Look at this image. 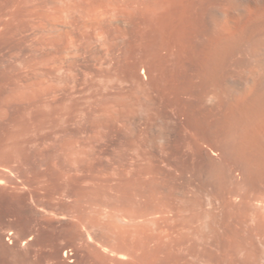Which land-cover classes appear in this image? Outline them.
<instances>
[{"label": "rangeland", "instance_id": "374dc122", "mask_svg": "<svg viewBox=\"0 0 264 264\" xmlns=\"http://www.w3.org/2000/svg\"><path fill=\"white\" fill-rule=\"evenodd\" d=\"M210 1L0 0V246L11 250L2 255L7 261L264 264L261 157L237 153L231 143L238 135L230 143L210 135L199 144L201 156L184 148L178 130L188 125L194 94L184 105L157 100L147 108L152 78H209L206 65V73H198L205 64L200 54L225 0ZM76 19L106 20L105 31L88 23L81 34ZM51 33L55 41L47 40ZM140 33L148 39H137ZM71 37L81 43L78 54L61 52ZM60 53L65 63L58 68L51 61ZM160 55L167 70L160 69ZM223 70L217 78H224ZM255 159L261 167L251 164Z\"/></svg>", "mask_w": 264, "mask_h": 264}, {"label": "bare ground", "instance_id": "6f19581e", "mask_svg": "<svg viewBox=\"0 0 264 264\" xmlns=\"http://www.w3.org/2000/svg\"><path fill=\"white\" fill-rule=\"evenodd\" d=\"M210 1V0H209ZM68 4L70 3V1H65L64 4ZM212 2V1H210ZM212 4V3H211ZM215 4V3H214ZM219 4V3H218ZM217 5V4H216ZM214 5V6H216ZM207 6V5H206ZM211 6V5H209ZM207 6V7H209ZM68 7V6H67ZM203 7V6H202ZM205 8V6H204ZM212 8V7H211ZM221 7H219L220 9ZM218 9V10H219ZM222 9V11H221ZM220 9L219 13L222 12V16L221 18H219V16H213L214 19L212 20V18H209L213 21V26H212V30L210 33V35L208 34L207 37H209V40L208 38L206 39L207 40V43H206V46L208 45V49L205 48L203 49L202 51L199 49L198 51L200 52H203L201 53L200 55L203 57H201L202 60V64L205 62L204 65H201L202 68H204L203 70H199L198 73L200 72V74L203 72L204 74L206 72L207 76L209 78H199V75L198 78L195 75V73L193 72L192 76L196 77L198 80L196 81L195 79L193 80L192 78H184L186 80H184L183 78V81L184 82H181L183 84H179L180 80H178L177 78H152L151 79V82L148 83L150 84L148 87H150L148 91H152V93H147L146 94V97H148L149 101L147 100V103H148V106L147 108H150V109H154V105H156V103L159 101V104H161V106H163L162 104H165L167 105V107L170 105H174V104H178V103H184V97L186 96L187 99H188V94H190L191 96L194 94V98L197 99V103L194 105V103H192L195 99H189V102L190 103V100H192V114L191 116L189 117L187 115V119L189 117V119L187 121L188 122V125H185V128L184 127H181L179 131L178 130V133L179 134V143H181L184 148L188 149V150H192L196 153L193 152V156H198V153H199V156L200 155V152L202 153L203 151L201 150L200 151V145L201 143H203L202 141L204 139H208V141L210 142L211 141V136L213 138L214 136V140H216L215 142L218 141V139H221V137L223 139H225L224 141H228L230 143L231 139L230 137H234L235 135H238L239 137V141L235 143L236 139L235 140H232L233 142L231 144L234 143L235 147L234 149H237V146H238V149L240 148L241 150L244 149V151L242 150V152L239 150H237V153H242L245 152L246 154V151H248V153L252 152L250 155L247 153V155H249L250 157L253 156L256 157V156H260V160H258L259 162H261V164H263L264 162V0H225L224 1V4H223V7ZM208 10V9H207ZM206 10V11H207ZM215 11V9H213ZM212 10V11H213ZM210 11V10H209ZM211 12V11H210ZM213 13V12H212ZM217 13V12H216ZM211 14V13H210ZM217 15V14H216ZM83 17V16H82ZM219 18V19H218ZM105 20V19H104ZM74 21V20H73ZM78 21V22H76ZM74 21V24L76 27H78V30L81 32L82 34V30H84V26H87L86 24H88V26H90L92 29H95L96 30H100V32H103V25H102V22L105 23V21H102V22H98L100 21V19L96 20V22H85L84 24L81 22V20H77ZM84 21V20H83ZM210 21V20H209ZM208 21V22H209ZM68 23L70 21H67ZM72 20H71V22ZM81 23V24H80ZM103 23V24H104ZM107 23V22H106ZM66 24V23H65ZM56 26V24H54ZM52 25V32L54 31V29H56V27ZM105 25V24H104ZM55 28H54V27ZM87 26V28H88ZM210 25H207V27H209ZM103 27V28H102ZM206 27V25H205ZM201 28V27H200ZM199 28V29H200ZM210 28V27H209ZM86 29V28H85ZM202 29V28H201ZM102 30V31H101ZM210 30V29H209ZM60 31V30H59ZM105 31V30H104ZM205 31V30H204ZM99 32V31H98ZM97 32V34H98ZM144 32V31H143ZM142 32V33H143ZM148 31H146L147 33ZM172 32V31H171ZM206 32V31H205ZM68 33V32H67ZM64 34V35H67ZM145 33V32H144ZM143 33V34H144ZM149 33V32H148ZM152 33V32H150ZM196 33V32H195ZM200 33V32H198ZM208 33V32H207ZM61 34V33H60ZM63 34V32H62ZM154 34V32H153ZM171 34V33H170ZM197 34V33H196ZM68 35H70L68 33ZM66 36V37H69V36ZM141 35V38H137V39H143L144 36H142V34L140 33ZM139 35V36H140ZM156 34H154L155 36ZM198 35V34H197ZM201 35V33H200ZM202 35L204 36V34L202 33ZM83 36V35H82ZM149 36H146L145 38H147ZM152 37V36H150ZM49 38V39H48ZM47 38V40L49 41H55L57 39V36L53 35L52 33L50 34V36ZM144 38V39H145ZM155 38V37H153ZM205 38V37H204ZM69 40H67V42L65 43L63 49H62V53L63 52H66L68 53V50L70 49L71 51H73L75 54H78L79 50L81 49V43H79L78 40H76L75 38L71 37V38H68ZM143 39V40H144ZM148 39V38H147ZM150 40H153V39H150ZM141 42L137 44V45H141L143 44L142 43V40H140ZM205 40H203L204 42ZM209 41V42H208ZM206 42V41H205ZM202 43L201 47H203V44ZM149 43V41H148ZM151 43V42H150ZM135 44V45H136ZM147 44V42H146ZM145 43L144 45L147 46ZM136 45V46H137ZM135 46V47H136ZM149 46V45H148ZM147 46V48H148ZM205 46V45H204ZM134 47V46H133ZM141 47V46H140ZM140 47H137V48H140ZM200 47V48H201ZM130 48L132 49V47L130 46ZM141 48H144L143 45ZM140 48V49H141ZM135 49V48H134ZM155 48H153V51H154ZM136 50V49H135ZM143 50V49H142ZM149 50H151L152 52V49L149 48ZM148 50V51H149ZM132 51V50H131ZM146 51V49H145ZM144 51V52H145ZM147 51V52H148ZM158 50L156 49L155 52H157ZM196 51V52H198ZM150 51L148 53H151ZM206 52V53H205ZM137 53V52H136ZM139 53V52H138ZM152 54V53H151ZM156 55L154 57L157 56V54H160V52L158 53H155ZM195 54V53H194ZM61 55V53L59 54ZM133 55V54H132ZM135 55V54H134ZM140 55V54H139ZM198 55V53H197ZM200 55L198 57H194V59L196 58H199ZM55 56V55H54ZM63 55L59 56L60 59L58 61V54H57V57L55 59H53L51 61L52 58L50 59L51 63L54 64L55 67H61L64 63H65V59H62ZM138 56V55H137ZM194 56V55H193ZM196 56V54H195ZM129 60L132 58L131 56H128ZM152 57V56H151ZM160 57V58H159ZM65 58V57H64ZM127 58V57H126ZM134 59V58H132ZM159 61L160 60H163L161 59V55L158 56ZM157 59H156V62H157ZM64 60V61H63ZM128 60V61H129ZM137 60V59H136ZM141 60H144L143 58ZM149 60V59H148ZM147 60V61H148ZM151 60V59H150ZM200 60V58H199ZM49 61V62H50ZM127 61V60H126ZM135 61V59L133 60ZM138 61V60H137ZM146 61V60H145ZM197 61V60H196ZM136 62V61H135ZM134 62V63H135ZM139 62V61H138ZM144 62V61H143ZM153 63V61H151ZM155 62V61H154ZM200 62V61H199ZM197 62V64L199 63ZM147 64V62H145ZM144 63V64H145ZM158 63V62H157ZM164 63V62H163ZM161 61H160V69L161 67H163L162 69H164L165 67L163 66V64ZM196 63V62H195ZM194 63V64H195ZM136 64V63H135ZM139 64V63H138ZM136 64V66L138 65ZM161 64H163L161 66ZM201 64V63H200ZM198 64V65H200ZM133 65V64H132ZM140 65V64H139ZM139 65L137 66V69L139 67ZM151 65V64H149ZM156 65V64H155ZM205 65L207 66V70ZM135 67V65H133ZM132 66V67H133ZM144 66V65H143ZM152 66V65H151ZM133 67V69H134ZM147 67V66H145ZM198 67V66H197ZM224 67V78H217L219 77L218 74L219 72H222L220 71V69L222 68L223 69ZM141 68V67H140ZM150 68V67H149ZM194 68V67H193ZM201 68V69H202ZM136 69V67H135ZM133 70V72L137 73L136 70ZM151 69V68H150ZM149 69V70H150ZM166 69V68H165ZM167 70V69H166ZM168 70H171V69H168ZM198 70V69H197ZM196 70V71H197ZM204 70L206 72H204ZM174 71V70H173ZM172 71V72H173ZM202 71V72H201ZM132 72V71H130ZM164 72V70L162 71ZM133 73V74H134ZM135 73V74H136ZM142 73L146 75V73H149L147 72V70L145 68H142ZM141 73V74H142ZM166 73V71H165ZM168 73V72H167ZM166 73V74H167ZM171 72H169L170 74ZM197 73V74H198ZM150 76L152 74L149 73ZM162 74V73H161ZM202 74V75H204ZM174 76V74H172ZM171 75V76H172ZM148 76V74H147ZM146 76V77H147ZM162 76V75H161ZM165 77V74L163 75ZM170 76V75H168ZM201 76V75H200ZM205 76V77H207ZM145 77V78H146ZM167 77V76H166ZM221 77V76H220ZM135 78H137L135 76ZM189 79V80H188ZM192 79V81L190 80ZM178 81V82H177ZM188 83H187V82ZM181 87H180V86ZM155 95H154V94ZM152 94L154 95L155 98H152L154 100H151V96ZM151 95V96H150ZM196 95V96H195ZM150 97V98H149ZM153 97V96H152ZM156 99V100H155ZM158 100V101H157ZM196 102V101H195ZM187 103V104H188ZM176 104V105H177ZM185 104V103H184ZM183 104V105H184ZM186 104V105H187ZM164 105V106H165ZM181 105V104H180ZM160 106V105H159ZM191 106V105H190ZM184 107V106H183ZM187 108V107H186ZM185 108V109H186ZM150 109H148L149 111H151ZM188 112V111H187ZM187 114V113H186ZM190 115V108H189V113ZM182 125V126H183ZM183 128V129H182ZM211 135V136H210ZM210 136V137H209ZM210 138V140H209ZM217 138V139H216ZM229 138V139H228ZM223 139L222 142H223ZM234 139V138H232ZM213 140V139H212ZM230 140V141H229ZM201 142V143H200ZM220 142V140L218 141ZM217 142V143H218ZM208 143V142H207ZM214 143V142H212ZM214 146V144H212ZM239 143V145H238ZM200 144V145H199ZM206 145V143L204 144ZM210 145V144H209ZM218 145V144H217ZM226 145L228 146V144L226 143ZM237 145V146H236ZM182 146V147H183ZM216 146V145H215ZM222 147L224 146L221 145ZM230 146V145H229ZM208 147V146H207ZM219 147V146H218ZM225 147V146H224ZM232 147H231V150L229 152L232 151ZM203 148V146H202ZM215 148V147H213ZM217 148V146H216ZM216 148L214 149L216 151ZM219 148H217L218 150ZM224 149V148H222ZM221 149V151H222ZM226 149H228V147H226ZM230 149V148H229ZM204 150V149H203ZM236 151V150H235ZM235 151H234V154H235ZM192 153V152H191ZM227 151L225 152L224 151V154H226ZM233 153V152H232ZM229 156H231V154ZM195 154V155H194ZM205 154V153H204ZM203 154V155H204ZM214 154V153H213ZM245 154L242 155L245 157ZM202 155V157H203ZM233 155V154H232ZM239 158L241 159V154H239ZM246 155V157H247ZM226 157H228V155H226ZM233 157V156H232ZM235 157V156H234ZM233 157V158H234ZM245 157V158H246ZM249 157V158H250ZM258 157H256V159H258ZM232 158V159H233ZM248 158V157H247ZM248 158V159H249ZM263 158V159H262ZM228 159V158H227ZM236 160L238 159L235 158ZM234 159V160H235ZM248 159H247V162H248ZM252 159H254L252 157ZM253 160L251 162V164L253 165H256L257 166V163L259 164V166L261 165L259 162H257V160ZM212 160V159H211ZM234 160H231L232 162H234ZM235 160V162H237ZM227 161H230L227 160ZM239 161V159H238ZM242 163H243V159L241 160ZM251 161V160H250ZM256 161V162H254ZM263 161V162H262ZM208 162H209V159H208ZM207 162V163H208ZM211 164H209L210 166H212V164L214 163V161H210ZM231 163V162H230ZM245 163V161H244ZM256 163V164H255ZM206 164V163H205ZM204 166L206 167L207 165ZM248 164V163H247ZM251 164L248 166V169H250L251 167ZM214 165V164H213ZM233 166V164H231ZM228 164V166H231ZM253 165V166H254ZM238 166V165H237ZM243 166V164H242ZM246 166V165H245ZM253 166L251 167L252 170H253ZM262 166V165H261ZM260 166V167H261ZM2 167V166H1ZM8 167V166H7ZM6 167V168H7ZM214 167V166H213ZM234 167H235V164H234ZM233 167V169H234ZM247 167V166H246ZM258 167V166H257ZM254 166V168H257ZM4 168V169H6ZM231 168V167H230ZM241 168V166H240ZM259 168V167H258ZM206 169V168H205ZM232 169V168H231ZM228 168V170L232 173V170ZM12 171V169H10ZM211 170V168L209 169ZM216 170V169H215ZM236 170H239V168H237ZM245 171L246 168L244 169ZM260 170V169H259ZM261 170H263L262 172H264V164H263V167L261 168ZM3 171V170H2ZM14 171V170H13ZM240 171V170H239ZM251 171V169H250ZM254 171V170H253ZM251 171V173L253 172ZM215 172V171H214ZM229 172V173H230ZM235 172V171H234ZM244 172V171H243ZM257 172V171H256ZM239 173V172H238ZM241 173V172H240ZM248 173H249V176H248ZM255 173V172H253ZM8 174V173H7ZM244 174H246L244 172ZM261 174V172H260ZM6 175V174H5ZM10 175V174H9ZM239 175V174H238ZM250 172L249 170L247 171V178L250 177ZM258 175V174H257ZM7 176V175H6ZM245 176V175H244ZM4 177V175H3ZM3 177H1V181L4 179ZM251 177H253L251 175ZM251 177H250V181L251 180ZM261 177V176H260ZM7 178V177H6ZM5 178V179H6ZM217 178V177H216ZM247 178L245 177V184L247 183ZM255 178V177H254ZM253 178V179H254ZM259 178V177H258ZM218 179V178H217ZM241 179V178H240ZM261 180L264 179V176H262L260 178ZM244 180V179H242ZM249 180V179H248ZM259 180V179H258ZM9 182V181H8ZM260 182V180H259ZM231 183V182H230ZM252 183V182H250ZM249 183V184H250ZM258 185H260V183L256 182ZM254 183V185H255ZM253 184V183H252ZM230 185V184H229ZM234 183L232 181V185L233 186ZM236 185V184H235ZM240 185V184H239ZM238 185V186H239ZM257 185V186H258ZM262 185V184H261ZM237 186V185H236ZM235 186V187H236ZM253 185H251V188H252ZM243 187V186H242ZM248 184H247V188H248ZM231 188V187H230ZM234 188V187H233ZM250 188V187H249ZM251 188L249 190H251ZM257 188V187H256ZM262 188V187H261ZM240 189H241V185H240ZM244 189V187H243ZM242 189V191H244ZM252 189H255L254 186ZM258 189V188H257ZM264 189V187H263ZM232 190V189H231ZM248 190V189H247ZM259 190H260V187H259ZM253 191V190H252ZM246 192V189L245 191ZM258 192V191H257ZM248 192H246L245 194L247 195ZM254 193L255 190H254ZM244 194V193H243ZM244 194V195H245ZM252 194V193H251ZM241 196V193L238 197ZM241 198V197H240ZM1 203V201H0ZM7 204V202H6ZM3 205V203L1 204L2 206H6ZM1 207V206H0ZM2 208V207H1ZM4 209V207H3ZM6 210V207L5 209ZM11 210V209H10ZM16 210V209H15ZM2 211V210H1ZM1 211H0V215H1ZM6 212H8L6 210ZM9 212H12V211H9ZM17 212V211H16ZM23 212V211H21ZM4 212H2L3 214ZM20 213V212H19ZM6 214V213H5ZM35 214V213H34ZM11 215V213H10ZM14 215V213H13ZM12 215V216H13ZM22 215V213H21ZM25 215V214H24ZM2 216V215H1ZM6 216V215H5ZM4 216V217H5ZM9 216V215H8ZM7 216V218H9ZM11 216V217H12ZM31 216V215H30ZM3 217V216H2ZM1 217V218H2ZM20 217V216H18ZM26 217V215H25ZM28 217V216H27ZM35 217V215H34ZM22 218V217H20ZM19 218V221L23 219H20ZM11 219V218H10ZM18 219V218H17ZM32 219V218H31ZM35 219V218H34ZM37 219V218H36ZM1 220V219H0ZM4 220V219H3ZM16 218L14 217L13 221L15 222ZM41 220V219H40ZM2 221V220H1ZM30 221V219L28 220ZM33 220H31L32 222ZM38 221V220H37ZM48 221V220H47ZM21 222V221H20ZM39 222V221H38ZM51 221H49L50 223ZM260 222V221H258ZM4 223V222H3ZM10 223V221H9ZM12 223V222H11ZM19 223V222H17ZM24 223V222H23ZM22 223V225H23ZM42 223V222H41ZM40 222H39V225H42ZM45 223V222H44ZM14 224V223H13ZM33 224V223H32ZM36 224V223H35ZM0 225H1V222H0ZM6 225V224H5ZM4 225V226H5ZM16 225V223H15ZM20 225V223H19ZM27 225V224H26ZM34 225V224H33ZM75 225L77 227L80 228L81 226V223H80V226L79 224L75 223ZM74 225V227H75ZM83 225V224H82ZM10 226V225H9ZM46 226H49V225H46ZM51 226V225H50ZM84 226V225H83ZM88 225H86L85 227H87ZM26 227V226H24ZM43 227V226H42ZM15 228L17 229V226H15ZM14 228V229H15ZM28 228V227H27ZM44 228V227H43ZM48 228V227H47ZM46 228V229H47ZM51 228V227H50ZM53 228V226H52ZM51 228V229H52ZM13 229V228H12ZM21 229V228H20ZM51 229H49L51 231ZM82 230H84L83 228H81ZM16 231V230H14ZM19 231V230H18ZM16 231V233L18 232ZM35 232V231H34ZM55 232V231H54ZM10 233V232H9ZM20 233V232H19ZM24 233V232H23ZM23 233L21 234L22 237H23ZM37 233V232H36ZM58 233V232H57ZM62 233V232H61ZM86 233V232H85ZM29 234V233H28ZM30 234H31V231H30ZM34 234V233H33ZM39 234V233H38ZM56 234V233H54ZM59 234V233H58ZM18 235V233H17ZM20 235V236H21ZM57 235V234H56ZM55 235V236H56ZM60 235V234H59ZM12 236V234H11ZM19 236V235H18ZM25 237V236H24ZM38 237V236H37ZM40 237V235H39ZM58 237V236H56ZM34 238V237H33ZM43 238V237H42ZM30 239V238H28ZM36 239V237H35ZM31 240V239H30ZM12 241V240H11ZM24 242V241H23ZM27 242V241H26ZM39 242V241H38ZM41 242V240H40ZM25 243V242H24ZM31 243V242H29ZM13 244V243H12ZM1 245V243H0ZM26 245V244H25ZM35 245V244H34ZM33 245V246H34ZM32 246V245H30ZM36 246V245H35ZM41 246V245H40ZM46 246V245H45ZM7 247V246H6ZM5 247H2L0 246V264H14L15 261H11L5 257V255H3L4 253L7 254V252H11L8 251V249ZM29 248V244L27 246ZM37 247H38V244H37ZM44 247V246H43ZM47 248V247H45ZM12 249V248H11ZM40 249V248H39ZM43 249V248H41ZM28 250V249H26ZM22 252V251H21ZM37 252V251H36ZM13 253V252H12ZM16 253V252H14ZM38 253H39V250H38ZM40 253H42L40 251ZM21 255V253H19ZM4 257H3V256ZM30 255V254H29ZM37 255V254H36ZM46 255V254H45ZM8 255H6L7 257ZM24 256V255H23ZM25 256H26V253H25ZM35 256V255H34ZM28 257V254L27 256ZM31 257V256H30ZM30 257L28 258V260H31ZM36 257V256H35ZM42 257V256H41ZM9 258V257H8ZM39 258V257H37ZM36 259V258H34ZM34 259L31 260L30 262L32 263V261L34 262ZM42 259V258H41ZM25 260V259H24ZM27 260V259H26ZM27 260V261H28ZM20 261V260H19ZM37 261V259H36ZM39 261V259H38ZM18 262V260L16 261V263ZM19 263V262H18ZM21 263V262H20ZM19 263V264H20ZM29 263V262H28ZM36 264V262H34ZM21 264H24V263H21ZM25 264H26V261H25ZM38 264V263H37ZM43 264V263H42Z\"/></svg>", "mask_w": 264, "mask_h": 264}, {"label": "built area", "instance_id": "2783aa9c", "mask_svg": "<svg viewBox=\"0 0 264 264\" xmlns=\"http://www.w3.org/2000/svg\"><path fill=\"white\" fill-rule=\"evenodd\" d=\"M8 240H10L9 238H7Z\"/></svg>", "mask_w": 264, "mask_h": 264}]
</instances>
